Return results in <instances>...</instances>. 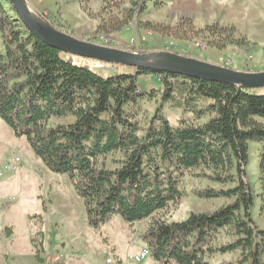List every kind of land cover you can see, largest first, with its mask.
Returning <instances> with one entry per match:
<instances>
[{"label": "trees", "instance_id": "16d2710c", "mask_svg": "<svg viewBox=\"0 0 264 264\" xmlns=\"http://www.w3.org/2000/svg\"><path fill=\"white\" fill-rule=\"evenodd\" d=\"M73 1L100 19L94 38L132 25L184 40L203 38L218 49H255L219 21L196 28L189 18L176 25L140 19L150 3L160 6L162 0H63ZM48 20L66 27L51 14ZM0 43V118L16 136L26 138L50 171L67 174L90 227L99 230L113 214L129 224L151 217L143 240L161 264H209L207 255L232 251H239L238 257L221 264H264V228L252 217L255 196L246 172L249 142L261 141L258 197L264 205V123L257 119L264 117V87L248 89L120 64L113 65L123 70L100 74L31 34L10 0H0ZM140 76L157 78L161 91L141 90ZM156 95L190 116L174 124L157 107L148 124L141 123L138 101ZM65 116L74 120L47 123ZM114 153L122 157L113 169L100 162ZM191 169L221 184L196 188V196L231 201L190 212L181 221L155 216L182 196L176 175ZM221 233L231 239L218 242Z\"/></svg>", "mask_w": 264, "mask_h": 264}, {"label": "rangeland", "instance_id": "374dc122", "mask_svg": "<svg viewBox=\"0 0 264 264\" xmlns=\"http://www.w3.org/2000/svg\"><path fill=\"white\" fill-rule=\"evenodd\" d=\"M27 3L41 18L49 21L48 15L51 14L56 18V23L65 24L66 27H62L64 31L90 42L134 52L164 50L241 71H264V0H162L160 6L150 3L140 16L142 21L168 25H176L189 18L196 28L219 21L234 28L235 36L255 45V49L248 53L232 46L218 49L207 45L203 38L184 40L158 34L150 28L137 30L132 25L109 36L97 35L94 38L100 19L90 17L79 2L27 0ZM4 4L9 10L8 3ZM93 10L97 11L98 5H94ZM75 59L85 62L100 74L112 73L116 68L124 69L97 59L81 56H75ZM138 83L144 91L159 93L162 89L160 81L153 76H140ZM157 107L174 124L180 118L190 116L182 109L173 107L169 101H161L160 96L156 95L138 101L141 123L147 125ZM257 119L264 123V117ZM73 120L72 116L51 117L47 123L55 125ZM261 145V141L249 142L246 172L255 196L252 217L257 226L264 228V205L258 197L261 192ZM121 157V153H114L101 158L100 162L113 169ZM197 172L191 169L176 175L182 196L155 216L168 222L181 221L190 212L213 210L231 201L223 197L196 196V188L221 186L197 176ZM151 220L148 217L129 224L121 216L113 214L99 230L90 227L83 200L74 190L67 174L50 171L33 152L26 138L16 136L13 129L0 118V264H161L151 255L139 262L130 259L131 255L144 247L150 248L143 240V234ZM230 239L227 233H221L217 238L218 242ZM40 241L43 243L42 250H38ZM36 253L42 259H38ZM238 255L239 251L214 253L205 259L209 264H221ZM108 257L112 258L111 263L106 261Z\"/></svg>", "mask_w": 264, "mask_h": 264}, {"label": "water", "instance_id": "95a60500", "mask_svg": "<svg viewBox=\"0 0 264 264\" xmlns=\"http://www.w3.org/2000/svg\"><path fill=\"white\" fill-rule=\"evenodd\" d=\"M19 19L36 38L65 53L114 64L149 68L214 82L257 89L264 87V71L248 72L170 51L134 52L101 45L59 29L41 18L27 0H10Z\"/></svg>", "mask_w": 264, "mask_h": 264}, {"label": "built area", "instance_id": "2783aa9c", "mask_svg": "<svg viewBox=\"0 0 264 264\" xmlns=\"http://www.w3.org/2000/svg\"><path fill=\"white\" fill-rule=\"evenodd\" d=\"M151 255V250L150 248L148 247H144L140 252L138 253H135L133 255L130 256V259H132L133 261L135 262H139L141 260H143L144 258H146L147 256ZM106 261L108 263H111L112 262V258L111 257H108L106 259Z\"/></svg>", "mask_w": 264, "mask_h": 264}]
</instances>
